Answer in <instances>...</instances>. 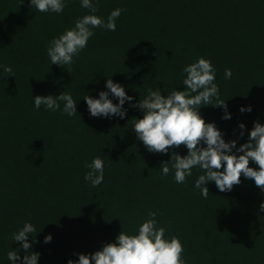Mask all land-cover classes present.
<instances>
[{"label": "trees", "instance_id": "trees-1", "mask_svg": "<svg viewBox=\"0 0 264 264\" xmlns=\"http://www.w3.org/2000/svg\"><path fill=\"white\" fill-rule=\"evenodd\" d=\"M29 3L0 0V63L13 69L0 70V264H9L7 252L19 247L12 234L25 221L36 226L31 251L40 253L38 264H67L122 230L135 233L149 211L166 235L181 239L185 264H264V192L254 180L242 175L224 192L211 182L205 199L194 187L199 169L181 184L174 170L162 174L163 162L171 168V152L153 154L137 139L130 125L142 118L139 109L126 103L125 119L96 118L83 100L104 90L111 75L136 100L157 85L166 95L183 88L184 66L204 56L216 68L231 119H221V106H202L200 114L226 140L245 143L253 122L264 123V0H97L96 15L105 19L115 8L125 11L116 31L94 30L68 70L51 64L49 41L89 10L80 0H68L61 14ZM63 91L77 101L75 116L33 106L35 95ZM96 156L105 161V177L93 188L84 175ZM249 166L259 167L251 160Z\"/></svg>", "mask_w": 264, "mask_h": 264}, {"label": "clouds", "instance_id": "clouds-1", "mask_svg": "<svg viewBox=\"0 0 264 264\" xmlns=\"http://www.w3.org/2000/svg\"><path fill=\"white\" fill-rule=\"evenodd\" d=\"M67 3L68 0H30L29 6L41 13L61 14ZM80 6L88 9L89 13L77 18L73 27L66 28L49 41L47 56L51 64L70 67L88 46L89 39L95 35L94 30L102 28L116 31L117 18L125 11L115 8L105 19L104 16L96 15L97 0H80ZM0 70L13 72L10 65L3 63H0ZM182 72L183 88H174L166 95L157 85L155 89L148 88L146 95L136 100L111 75L107 76L104 90H100L97 96L85 93L83 100L89 114L96 118L125 119L128 112L126 103L129 108L139 109L142 118L132 117L130 125L137 139L153 154L171 152V168L167 162H163L159 168L162 174L167 176L174 170V180L181 184L193 175L194 168L199 169L202 174L195 179L194 187L200 190V195L205 199L210 193L207 184L215 182L219 191H231L234 185L241 183L242 175L245 179L254 180L255 185L264 192V123L254 121L253 127L248 130L247 141L239 146L237 139L226 140L216 123L206 122L200 114L202 106H221L224 110L221 119H231L226 101L220 100V89L215 82L216 68L212 61L200 56L184 66ZM224 76L230 79L232 70L226 68ZM114 100L117 102L114 103ZM41 105L45 110H60L69 117L78 113L77 101L67 91L59 95H35L33 106L40 109ZM239 110L242 113L251 112L252 107L241 106ZM238 127L239 136L243 137L246 126L240 122ZM181 145L187 148L186 155L175 151ZM250 160L259 167H250ZM86 168L84 180L93 188L101 185L105 177L103 158L94 157L86 164ZM156 217L155 211H149L135 233L122 230L114 241L104 243L92 253H77L75 255L78 258L68 259L67 264H185L181 239L166 235L167 228L161 226ZM33 233H36V226L30 221H25L22 227L13 232L12 240L20 243L17 249L11 248L7 252L9 264H38L40 253L31 251L36 242ZM51 240V234L44 237L45 243ZM21 250L23 256L20 255Z\"/></svg>", "mask_w": 264, "mask_h": 264}]
</instances>
